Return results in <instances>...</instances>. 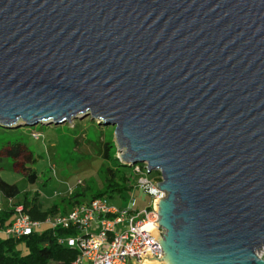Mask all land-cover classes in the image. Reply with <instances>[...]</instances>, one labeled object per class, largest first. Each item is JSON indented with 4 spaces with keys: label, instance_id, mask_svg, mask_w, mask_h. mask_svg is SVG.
<instances>
[{
    "label": "water",
    "instance_id": "obj_1",
    "mask_svg": "<svg viewBox=\"0 0 264 264\" xmlns=\"http://www.w3.org/2000/svg\"><path fill=\"white\" fill-rule=\"evenodd\" d=\"M90 116L158 171V264H264V0H0V126Z\"/></svg>",
    "mask_w": 264,
    "mask_h": 264
},
{
    "label": "rangeland",
    "instance_id": "obj_2",
    "mask_svg": "<svg viewBox=\"0 0 264 264\" xmlns=\"http://www.w3.org/2000/svg\"><path fill=\"white\" fill-rule=\"evenodd\" d=\"M113 132L114 126L99 124L90 116L75 118L62 124L38 123L34 126L11 128L0 126V149L9 143L20 142L26 145L33 153L34 160L27 161L25 166L35 171L37 178L35 182H29L25 175L14 168L12 157L0 159V166H3L1 176L7 182L16 184L21 193L26 190L38 191L45 206L55 203L64 209L70 189H82L87 184L92 189L101 187L103 167L112 166L114 160L112 157L103 159L99 151L104 142L114 144L109 149L110 154L117 151ZM34 134L41 136L39 139L33 138ZM115 155L117 152L113 156ZM143 176L154 183L161 180V177L157 179L155 171L144 173ZM136 183L135 179V186L121 195L105 194L102 198L116 207H129L138 211L145 209L151 204L153 196L143 187H137ZM89 197L90 193L87 191L78 199ZM96 232L98 229L93 231Z\"/></svg>",
    "mask_w": 264,
    "mask_h": 264
},
{
    "label": "trees",
    "instance_id": "obj_3",
    "mask_svg": "<svg viewBox=\"0 0 264 264\" xmlns=\"http://www.w3.org/2000/svg\"><path fill=\"white\" fill-rule=\"evenodd\" d=\"M75 124V122L73 121ZM97 123V122H96ZM11 128V127H10ZM35 131V130H33ZM31 131V132H33ZM113 143L104 142L99 154L103 159L114 160L112 166H104L102 174V185L100 188L92 189L90 185H85L82 189L73 188L69 192V199L64 209H61L55 203L45 207L40 200L38 191L20 192L14 183H9L0 177V194L9 202V207L0 209V231L11 224L14 219V210L18 205L22 206L30 219L36 221H45L47 218L56 214H65L77 205L88 203L94 198H102L103 195L109 196L117 193L123 194L126 190L134 187L133 182L141 176L136 168L141 172L147 173L144 165L125 164L117 155V151L110 154V148ZM12 157L13 166L21 172L31 183L35 182L37 174L25 166L27 161H33V153L26 145L16 142L2 146L0 149V159ZM3 166H0V170ZM153 172V171H152ZM151 172V173H152ZM160 179V173L155 171V176ZM133 181V182H132ZM87 191L90 193L89 198L78 199L84 196ZM20 194V195H19ZM77 228L74 226H50L43 224L40 228L34 230L29 235L20 238L7 237L0 235V264H73L78 250L69 247L61 239L77 235Z\"/></svg>",
    "mask_w": 264,
    "mask_h": 264
},
{
    "label": "built area",
    "instance_id": "obj_4",
    "mask_svg": "<svg viewBox=\"0 0 264 264\" xmlns=\"http://www.w3.org/2000/svg\"><path fill=\"white\" fill-rule=\"evenodd\" d=\"M40 136L34 134L33 138L39 139ZM136 170L141 173L136 186L143 187L153 196L151 204L145 209L138 211L129 207H116L103 198H94L65 214H56L42 222L30 219L22 206L18 205L14 210L13 221L2 231L7 237L20 238L43 224L52 227L74 226L77 235L60 240L78 250L73 264H134L147 255L160 257L161 246L149 230L155 227L160 235L165 234V228L158 224L156 206L164 192L158 189V183L143 176L144 172L139 168ZM97 229L98 232L93 233ZM257 254L264 258V249Z\"/></svg>",
    "mask_w": 264,
    "mask_h": 264
},
{
    "label": "crops",
    "instance_id": "obj_5",
    "mask_svg": "<svg viewBox=\"0 0 264 264\" xmlns=\"http://www.w3.org/2000/svg\"><path fill=\"white\" fill-rule=\"evenodd\" d=\"M1 171V170H0ZM0 177L2 178V176H1V173H0ZM3 179V178H2ZM3 180H5V179H3ZM6 181V180H5ZM44 204V203H43ZM9 202H8V200H6L1 194H0V209H3V208H6V207H9ZM44 206H45V204H44ZM45 207H47V206H45ZM0 235L1 236H5L4 235V233H3V231L1 230L0 231Z\"/></svg>",
    "mask_w": 264,
    "mask_h": 264
},
{
    "label": "bare ground",
    "instance_id": "obj_6",
    "mask_svg": "<svg viewBox=\"0 0 264 264\" xmlns=\"http://www.w3.org/2000/svg\"><path fill=\"white\" fill-rule=\"evenodd\" d=\"M263 249L259 250V251H262ZM258 253V252H257ZM142 264H158V262L156 261H145L144 263Z\"/></svg>",
    "mask_w": 264,
    "mask_h": 264
}]
</instances>
